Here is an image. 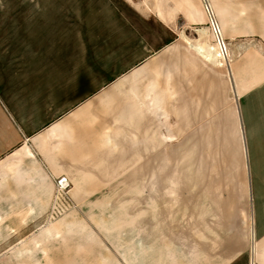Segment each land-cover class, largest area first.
I'll list each match as a JSON object with an SVG mask.
<instances>
[{"label": "crops", "instance_id": "obj_1", "mask_svg": "<svg viewBox=\"0 0 264 264\" xmlns=\"http://www.w3.org/2000/svg\"><path fill=\"white\" fill-rule=\"evenodd\" d=\"M23 1L27 25L4 27L0 56V257L34 256L17 248L27 240L19 235L57 203L56 179H67L63 203L74 208L109 162L140 161V148L157 137L234 129L221 122L264 88V44L256 71L246 21L238 41L210 28L191 40L175 13L146 0ZM262 128L245 129L250 162L264 161V150L252 148L264 144Z\"/></svg>", "mask_w": 264, "mask_h": 264}, {"label": "rangeland", "instance_id": "obj_2", "mask_svg": "<svg viewBox=\"0 0 264 264\" xmlns=\"http://www.w3.org/2000/svg\"><path fill=\"white\" fill-rule=\"evenodd\" d=\"M25 4L0 0V56L4 27L27 25L29 14L20 12L28 9ZM145 5L175 13L173 24L191 40L204 38L208 28L215 35L213 22L214 38L225 29L238 41L246 21L253 69H260L264 0H146ZM201 44L207 49L204 39ZM222 46L215 54L221 62ZM240 102L234 120L221 122L234 129L188 131L187 139L165 143L157 137L155 145L140 148V161L109 162L105 176L87 179V195H80L87 198L74 208L58 195L42 220L24 227L19 237L27 240L16 242L34 256L0 257V264H264V161H248L244 145L250 126L262 125L264 143V88L246 105ZM252 148L264 150V144ZM35 249L42 254L36 256Z\"/></svg>", "mask_w": 264, "mask_h": 264}, {"label": "built area", "instance_id": "obj_3", "mask_svg": "<svg viewBox=\"0 0 264 264\" xmlns=\"http://www.w3.org/2000/svg\"><path fill=\"white\" fill-rule=\"evenodd\" d=\"M214 24V25H213ZM212 25V29L214 31L215 34L218 33V28L215 25V23L211 22ZM69 184L68 181L65 177H61L55 180V187H56V197L59 196H64L65 195V191L67 190Z\"/></svg>", "mask_w": 264, "mask_h": 264}, {"label": "bare ground", "instance_id": "obj_4", "mask_svg": "<svg viewBox=\"0 0 264 264\" xmlns=\"http://www.w3.org/2000/svg\"><path fill=\"white\" fill-rule=\"evenodd\" d=\"M220 32V31H219ZM216 35V34H215ZM219 43V42H218ZM221 45V44H220ZM223 46H221V48H222Z\"/></svg>", "mask_w": 264, "mask_h": 264}]
</instances>
